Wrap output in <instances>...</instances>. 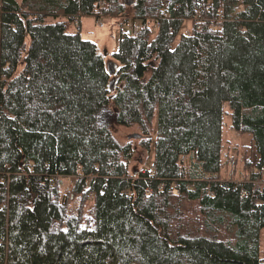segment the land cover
<instances>
[{
    "label": "trees",
    "instance_id": "obj_1",
    "mask_svg": "<svg viewBox=\"0 0 264 264\" xmlns=\"http://www.w3.org/2000/svg\"><path fill=\"white\" fill-rule=\"evenodd\" d=\"M84 15L117 20L116 79ZM263 229L264 0H0V264H264Z\"/></svg>",
    "mask_w": 264,
    "mask_h": 264
},
{
    "label": "rangeland",
    "instance_id": "obj_2",
    "mask_svg": "<svg viewBox=\"0 0 264 264\" xmlns=\"http://www.w3.org/2000/svg\"><path fill=\"white\" fill-rule=\"evenodd\" d=\"M100 20L103 23V26L100 27L96 19H94V16L90 17L89 22L85 23L83 28L81 30V33L83 37H88L91 39H94L97 43V49L98 52L103 56L104 61L107 65V68L112 71V79H116L118 76V73L116 72L117 67L119 66V63L111 56V53L115 50L117 46V36L119 31V26L115 25L117 23V20H113L110 17H102ZM68 28L70 30H74L72 24L68 25ZM123 29H125V24L122 26ZM112 105H109L107 107V111H110L112 109ZM112 114V113H111ZM105 115L107 117L100 118L98 117V123L99 125H104L105 123L112 122L114 120V114L113 116ZM224 128H223V139H224V149L222 151V158L223 161H225L223 165L222 174L225 176H228L230 172L232 171V165L231 163H226V155H228L227 158L231 160V158L235 155L236 147H238V152L236 155H239L238 162L235 165V171L236 176L237 174L241 176V172H244V167L242 166V163L240 160H242V157L245 155L249 157L250 155H253V152L251 150V147H249L250 142V135L246 133H239L235 130H233L230 126V120L228 115H225L224 117ZM132 133H139V130L137 127H117V131L115 133L116 138L121 141L125 142L128 140L129 135ZM134 138V137H131ZM133 145L136 148V152L134 155L135 159L139 160L138 167L144 168L152 162V153L150 154L146 149L140 146L137 139H133ZM137 160L133 161L131 164H136ZM67 185L72 187V182H67ZM260 253L262 256H264V229L262 231L261 235V245H260Z\"/></svg>",
    "mask_w": 264,
    "mask_h": 264
},
{
    "label": "built area",
    "instance_id": "obj_3",
    "mask_svg": "<svg viewBox=\"0 0 264 264\" xmlns=\"http://www.w3.org/2000/svg\"><path fill=\"white\" fill-rule=\"evenodd\" d=\"M159 16L160 17H165L166 16V10L164 9V8H162L160 11H159ZM153 22V24L155 25V26H157L159 23H158V21H157V19L156 18H152L151 19ZM96 22H97V24L100 26V27H102L103 26V23H102V21L100 20V18H97L96 19ZM149 23V20H145L144 19V21H134L133 20V18L131 19V18H129L128 20H127V22L125 23V32H126V34L127 35H129V36H133V35H135V34H137V32L141 29V28H144L147 24ZM69 187V189L71 190V186L69 185L68 186Z\"/></svg>",
    "mask_w": 264,
    "mask_h": 264
},
{
    "label": "water",
    "instance_id": "obj_4",
    "mask_svg": "<svg viewBox=\"0 0 264 264\" xmlns=\"http://www.w3.org/2000/svg\"><path fill=\"white\" fill-rule=\"evenodd\" d=\"M134 2V0H123V3L125 5H131ZM110 89H113V82L110 83ZM129 137H134V138H139L140 134L139 133H132L129 135Z\"/></svg>",
    "mask_w": 264,
    "mask_h": 264
},
{
    "label": "crops",
    "instance_id": "obj_5",
    "mask_svg": "<svg viewBox=\"0 0 264 264\" xmlns=\"http://www.w3.org/2000/svg\"><path fill=\"white\" fill-rule=\"evenodd\" d=\"M90 17H92V16H90V15H84V16H81L79 19H80V31L82 30V28H83V25H84V21H85V23H88L89 22V19H90ZM95 19V18H94ZM113 20H115L114 18H113ZM116 25V24H115ZM73 26V28H74V30H75V26H74V24L72 25Z\"/></svg>",
    "mask_w": 264,
    "mask_h": 264
},
{
    "label": "flooded vegetation",
    "instance_id": "obj_6",
    "mask_svg": "<svg viewBox=\"0 0 264 264\" xmlns=\"http://www.w3.org/2000/svg\"><path fill=\"white\" fill-rule=\"evenodd\" d=\"M111 116H113V115H111ZM104 117H106L105 114H103V117L102 118H104Z\"/></svg>",
    "mask_w": 264,
    "mask_h": 264
}]
</instances>
